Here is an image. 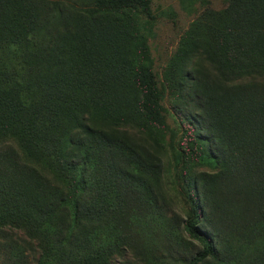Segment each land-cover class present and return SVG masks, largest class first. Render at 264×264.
<instances>
[{
  "label": "trees",
  "instance_id": "16d2710c",
  "mask_svg": "<svg viewBox=\"0 0 264 264\" xmlns=\"http://www.w3.org/2000/svg\"><path fill=\"white\" fill-rule=\"evenodd\" d=\"M156 1L0 0L2 264L139 258L153 221L161 263L264 264V0H192L162 76Z\"/></svg>",
  "mask_w": 264,
  "mask_h": 264
},
{
  "label": "rangeland",
  "instance_id": "374dc122",
  "mask_svg": "<svg viewBox=\"0 0 264 264\" xmlns=\"http://www.w3.org/2000/svg\"><path fill=\"white\" fill-rule=\"evenodd\" d=\"M192 0H157V7L155 9V13L157 14V19L154 28V38L151 40V53L153 60V69L157 73L158 76H162L161 71L164 66L166 60L168 59L170 53L172 52L179 34L187 27L188 23L192 18L196 15V12L200 10L198 3H193L195 11L191 9ZM222 2L220 0L211 1L210 6L220 7ZM169 193L173 194L172 191L168 190ZM173 203L170 201L172 208L177 213V215L181 216L182 209H180L177 199L173 195ZM154 223L151 225V230L146 231L140 242L142 248H148L149 250H144L141 253L139 258H135L136 256L130 254V251L123 252L122 257L116 258L112 264H116L123 259L135 261L137 264H167L161 263L158 256H161V252H159L160 245L162 246V242L159 237H156L153 234V231H156L158 235L161 232L169 229V227L165 224V228L161 224L160 221H153ZM153 230V231H152ZM176 233V232H174ZM173 233V234H174ZM20 235V233H19ZM178 238H182L189 240L185 235L180 236V233H176ZM168 262V261H165ZM0 264L1 260H0ZM173 264V263H171Z\"/></svg>",
  "mask_w": 264,
  "mask_h": 264
}]
</instances>
